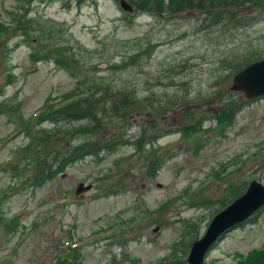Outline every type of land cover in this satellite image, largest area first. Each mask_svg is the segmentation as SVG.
<instances>
[{
  "label": "rangeland",
  "instance_id": "obj_1",
  "mask_svg": "<svg viewBox=\"0 0 264 264\" xmlns=\"http://www.w3.org/2000/svg\"><path fill=\"white\" fill-rule=\"evenodd\" d=\"M177 1L165 0L157 14L128 13L120 0H0V23L13 26L0 35V264H55L70 247L78 264H188L216 214L252 180L264 183V97L245 103L231 125L215 117L232 85L223 81L224 61L264 55V7L243 27L217 28L198 10L177 11ZM135 53L130 71L107 63ZM87 75L133 81L141 99L178 93L180 107L137 113L126 130L157 134L151 159L167 163L149 176L129 145L87 157L41 187L22 184L26 132L39 122L31 120ZM198 118L201 131L192 133ZM18 153L19 169L5 170ZM81 183L92 189L77 194ZM263 247L264 208L216 244L207 264H264V251L256 254Z\"/></svg>",
  "mask_w": 264,
  "mask_h": 264
},
{
  "label": "trees",
  "instance_id": "obj_2",
  "mask_svg": "<svg viewBox=\"0 0 264 264\" xmlns=\"http://www.w3.org/2000/svg\"><path fill=\"white\" fill-rule=\"evenodd\" d=\"M58 1L67 2L68 0ZM131 3L134 5L135 11L138 12L148 11L163 14L167 7L165 0H142L140 2L132 0ZM175 7L177 11L198 10L204 15L206 23L212 22L217 28L243 27L246 24V15L254 8L264 7V0H178ZM8 29H13V26L9 25L5 29V25L0 23V35L9 34ZM139 55L140 53H135L134 56H128L120 64L116 61H108L107 63L114 72L118 70L127 72L131 70L130 66H134ZM261 59H264L263 53L253 52L242 54L234 60H225L229 71L223 81L231 83V79L236 73ZM66 61L68 60L66 59ZM70 62L80 71L87 68V65L83 63L81 58L77 57V54L71 56ZM94 69L96 70V68ZM85 77H80L81 86H78L62 99H54L55 102L48 101L45 103L36 118L31 120L39 119V122L32 124L26 132L27 136L30 137V143L25 149L27 156L24 174L27 171L28 173L22 177L17 175L22 180V184L27 183L31 187H41L54 180L68 167L87 157L112 153L120 147L129 145L135 147L140 155V162H144L149 176L157 174L167 163V159L164 157L151 159V155L155 153L154 146L158 138L157 134H146L143 129L136 136L130 135L126 130L131 126L132 118L137 113L165 115L167 112L180 107L182 99L177 97L178 93L175 95L166 94L165 96L148 95L141 99L137 96V88L133 81H120L117 78L106 80V77L95 79L88 75ZM83 87L88 88V93L81 96ZM226 94V97L228 95L230 97L222 98L221 104L223 103V106L215 114L220 126L221 124H233L236 115L242 110L244 104L249 102L247 100L236 101V97H231V94L238 96L239 93L230 89ZM47 119L55 122L54 128L43 126ZM200 123L201 120L198 118L190 125L192 133L201 131ZM20 154L18 153L17 157L8 163L5 170L7 168L19 169L22 164L19 160ZM244 191L242 188V192L239 191L237 197L242 195ZM4 223V217L0 213V224ZM73 251H75L74 254ZM76 251L77 247H70L69 254H65V257H57L55 264H78Z\"/></svg>",
  "mask_w": 264,
  "mask_h": 264
},
{
  "label": "water",
  "instance_id": "obj_3",
  "mask_svg": "<svg viewBox=\"0 0 264 264\" xmlns=\"http://www.w3.org/2000/svg\"><path fill=\"white\" fill-rule=\"evenodd\" d=\"M121 6L127 12L134 10L127 0H121ZM231 90L243 93L248 100L264 97V59L256 61L238 72L233 77ZM91 189L92 185L85 186L81 183L76 193L80 194ZM263 206L264 184L254 180L243 195L213 218L205 235L193 242L188 256V264H205L207 253L219 237L245 222Z\"/></svg>",
  "mask_w": 264,
  "mask_h": 264
},
{
  "label": "bare ground",
  "instance_id": "obj_4",
  "mask_svg": "<svg viewBox=\"0 0 264 264\" xmlns=\"http://www.w3.org/2000/svg\"><path fill=\"white\" fill-rule=\"evenodd\" d=\"M132 6H133V4L132 3H130Z\"/></svg>",
  "mask_w": 264,
  "mask_h": 264
},
{
  "label": "flooded vegetation",
  "instance_id": "obj_5",
  "mask_svg": "<svg viewBox=\"0 0 264 264\" xmlns=\"http://www.w3.org/2000/svg\"><path fill=\"white\" fill-rule=\"evenodd\" d=\"M220 243V242H219ZM259 264V263H258ZM260 264H262V263H260Z\"/></svg>",
  "mask_w": 264,
  "mask_h": 264
}]
</instances>
